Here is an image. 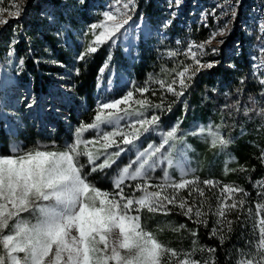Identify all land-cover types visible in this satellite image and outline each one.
<instances>
[{
    "label": "trees",
    "instance_id": "trees-1",
    "mask_svg": "<svg viewBox=\"0 0 264 264\" xmlns=\"http://www.w3.org/2000/svg\"><path fill=\"white\" fill-rule=\"evenodd\" d=\"M198 2L186 0V16L180 13L174 16V1L136 0L135 11L129 13L132 19L125 26L127 39L120 36L114 45L109 41L80 60L79 54L92 40L90 25L103 19L102 2L26 0L24 11L18 18L0 25V154H9L8 150L14 144L22 145L25 150L38 143L63 148L71 139L67 135L48 138L38 130L35 122L30 123L24 118L22 128L12 132L6 119L8 101L13 99V111L19 113L16 101L22 96V89H26L35 102L58 96L65 98L70 107L69 119L79 127L81 122H92L98 102L104 101L98 94L109 97L108 100L118 99L136 86H145L150 76L170 82L175 77L173 69L179 70L183 64H191L192 61L183 54L170 57L167 53L171 50L182 53L190 42L201 43L211 34L212 17L207 13L200 22L199 11L191 12ZM240 16L241 11L233 21L232 32L217 48V55L201 58L202 62L217 63L199 71L182 97L177 99L152 82L147 85L150 91L145 93L153 103H160L163 97L166 107L171 105L170 111L150 109L147 113L160 116L162 129L167 130L178 122L183 133L201 125H220L221 133L232 141L224 148H210L199 136L186 135L184 139L192 175L201 181L212 179L219 182L218 187L211 189L200 185L205 188L207 197L203 206V211L208 213L205 217L207 227L193 223L172 205L168 206L171 210L168 215L149 213L146 209L140 213L141 223L170 248L191 252L195 239L194 258L201 261L212 255L206 249L215 248L216 264H236L240 250H248V242L255 237L253 220L248 217L247 209L251 207L255 212L256 203L264 202V196L257 195L264 192V188L257 186L258 181L264 180V163L260 159L264 149V115L260 114L264 108V84L260 82L264 80V32L260 34L255 29L244 31L237 28ZM257 46H262V49L258 50ZM252 53L262 62L261 70L253 67ZM101 68H104L103 72ZM58 85L70 91L55 90ZM152 91L156 92L155 96ZM135 96L141 98L139 93ZM58 133L65 134L63 128H59ZM156 141H160L157 133H146L136 146L146 147ZM184 144L178 143L177 148L184 147ZM124 156L134 157L135 149L124 153L119 160ZM84 160L81 157V162ZM241 166L245 170H241ZM163 167L166 164L152 172V182H160ZM168 171L179 177L175 168ZM101 174L93 173L89 179L102 190L113 191L111 177L102 179ZM225 184L242 188L248 195L236 194L237 199L243 198L246 203L243 210L227 214V219L233 222L232 230L223 229L225 239L221 244L217 236L211 235L212 228L220 226L215 224L217 217L208 211V206L215 207L220 186ZM125 191L130 190L126 188ZM181 195L187 197V190H182ZM193 195L195 197L196 194ZM189 203H192V198H189ZM168 224L177 227L184 224L186 228L177 232L164 227ZM189 230L196 231L197 235L193 237Z\"/></svg>",
    "mask_w": 264,
    "mask_h": 264
},
{
    "label": "snow or ice",
    "instance_id": "snow-or-ice-1",
    "mask_svg": "<svg viewBox=\"0 0 264 264\" xmlns=\"http://www.w3.org/2000/svg\"><path fill=\"white\" fill-rule=\"evenodd\" d=\"M14 7L10 15L18 18L22 8L19 4ZM135 8L136 0H114L102 13L103 19L90 25L92 40L78 59H85L109 41L114 45L120 36L127 39L125 26ZM7 22L0 19V25ZM226 30L225 26L212 32L201 43L190 42L182 53L169 51L170 57L183 54L192 61L179 70L173 69L175 77L170 82L150 76L145 86H136L118 99L98 102L92 122H81L75 129L73 142L63 148L38 143L25 150L22 145L14 144L9 154H0V264H216L215 248L206 249L212 255L203 261L194 258L195 239L191 252L170 248L141 223L140 213L146 209L149 213L168 215L171 211L168 206L172 205L193 223L207 227L208 213L203 211L207 197L200 185L211 189L218 187L219 182L201 181L192 175L184 139L186 135L199 136L210 148H224L232 141L221 133L220 125H201L183 133L178 122L167 130L162 129L160 116L147 113L150 109L170 111L171 105L166 107L163 97L160 103H153L145 93L150 91L147 85L152 82L177 99L182 97L199 71L217 63L202 62L201 58L208 54L207 46L218 35H225ZM210 51L218 53L217 48ZM76 72L79 74V69ZM260 82L264 84V80ZM135 93L141 98H136ZM152 95L156 92L152 91ZM34 104L33 98L26 106L31 108ZM260 114L264 115V108ZM102 126L111 130H103ZM89 131L94 133L92 139L85 137ZM146 133H157L160 142L137 147L136 142ZM178 143L184 147L177 148ZM132 149H135L134 159L126 165H117L120 157ZM81 157L85 158L84 162ZM260 159L264 163V149ZM165 164L160 182H152L151 173ZM114 165L117 167L111 176L113 191L102 190L89 179L93 173H104ZM170 168L179 172L178 178L168 171ZM241 170H245L243 166ZM257 186L264 188V180L258 181ZM126 188L130 191L126 192ZM182 190H187V197L181 195ZM237 193L248 195L233 185L220 186L215 207L208 206V211L217 217L215 224L220 226L213 227L211 235L217 236L221 244L225 239L223 229L232 230L233 222L227 219V214L243 210L246 203L243 198H236ZM257 195L264 196V192ZM22 213H29V217ZM247 213L253 220L255 238L248 242L247 251L240 250L236 264H264V202L256 203L255 212L249 207ZM164 227L178 232L186 225ZM189 231L193 237L197 235L196 231Z\"/></svg>",
    "mask_w": 264,
    "mask_h": 264
},
{
    "label": "rangeland",
    "instance_id": "rangeland-1",
    "mask_svg": "<svg viewBox=\"0 0 264 264\" xmlns=\"http://www.w3.org/2000/svg\"><path fill=\"white\" fill-rule=\"evenodd\" d=\"M26 0H1L0 1V9L4 11L0 12V19H15L10 13L15 11V5L19 4L22 8L21 13L24 11ZM102 2L103 12L108 10L109 6L113 4L114 0H100ZM175 2L176 11L174 16L183 14L186 16V9L184 8V4L186 0H169ZM196 3V0H195ZM96 6L97 4H93ZM191 9V12L194 10L199 11L200 22L204 20V17L208 13L209 16L213 19V27L211 28V33L214 31H219L221 29H225L226 33L223 36H217L210 45L207 46L208 54L203 57H215L217 55L213 54L210 49L218 48L222 43L219 41H223L233 30V21L238 16L239 11H241V16L239 17V22L237 24V28H241L244 31H247L249 28L255 29L259 31L260 34L264 32V0H199L197 4ZM143 30V29H142ZM258 50L262 49V46L256 47ZM250 60L253 63V67L257 69H262V62L258 58L255 53L251 54ZM55 90H59V92L70 91L65 86L58 85ZM22 96L18 101H16L17 109L19 111H13V106H11L12 100L8 101V116L6 119L10 123V127L13 130H19L22 128L23 118L27 119L28 122H35L37 124L38 130L42 131L48 138L58 136H68V140L66 143H72L74 139L75 129L78 127L73 124L70 119L69 113V104L65 98L58 96L57 98L47 99L42 102H35V104L29 108L27 107V103L31 101L33 98H30L26 89H22ZM102 94H98V97L104 98L105 102L109 99V97H102ZM6 97V95H4ZM10 109V110H9ZM74 109V108H72ZM123 125V124H122ZM59 128H63L65 134L59 135ZM103 130H111L109 126H102ZM94 133L89 131L85 133V137L87 139H92ZM160 141H156L158 144ZM99 145H97L98 147ZM115 149H109V151H114ZM134 157L124 156L121 160L117 161V165L123 166L126 165L130 159ZM117 165H114L112 169H106L104 173H102V179H108L111 177ZM151 176L153 177L152 173ZM24 217H29V213H25L22 215Z\"/></svg>",
    "mask_w": 264,
    "mask_h": 264
}]
</instances>
